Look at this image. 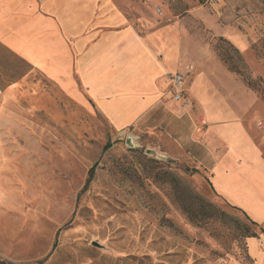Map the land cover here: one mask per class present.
<instances>
[{
	"label": "rangeland",
	"instance_id": "rangeland-1",
	"mask_svg": "<svg viewBox=\"0 0 264 264\" xmlns=\"http://www.w3.org/2000/svg\"><path fill=\"white\" fill-rule=\"evenodd\" d=\"M109 6L136 14L130 23L142 36L173 33L190 100L176 101L172 87L169 99L185 108L176 123L156 111L120 130L81 86L73 51L61 84L0 43V87L21 83L0 124V258L264 264V223L215 190L217 154L204 148L206 109L216 110L229 117L223 124L247 130L264 157V0H102L91 4L93 28L104 29ZM199 82L210 105L191 96ZM193 116L194 137L183 138ZM154 148L166 159L146 153Z\"/></svg>",
	"mask_w": 264,
	"mask_h": 264
},
{
	"label": "crops",
	"instance_id": "crops-1",
	"mask_svg": "<svg viewBox=\"0 0 264 264\" xmlns=\"http://www.w3.org/2000/svg\"><path fill=\"white\" fill-rule=\"evenodd\" d=\"M101 1L0 0V43L61 84L68 79L73 51L81 86L117 129L129 128L156 111L166 112L167 118L173 115L176 123L185 109H176L169 99L170 74L180 70L177 38L168 29L142 36L130 23L136 14L129 16L111 6L103 17L104 29L93 28L91 4ZM201 83L190 89L191 96L210 105V97L198 93ZM17 85L21 87L18 82L7 90L0 87V124L9 120L8 100L16 97ZM185 98L187 103V92ZM206 113L210 126L204 148L211 156L217 154L211 170L213 187L264 223L261 149L239 123L223 124L229 118L224 113L209 109ZM196 120L195 116L187 120L183 138L193 139ZM222 143L225 150L219 148Z\"/></svg>",
	"mask_w": 264,
	"mask_h": 264
},
{
	"label": "built area",
	"instance_id": "built-area-1",
	"mask_svg": "<svg viewBox=\"0 0 264 264\" xmlns=\"http://www.w3.org/2000/svg\"><path fill=\"white\" fill-rule=\"evenodd\" d=\"M174 92L172 94V98H174L176 101H185L186 98V90L184 87V76L182 73L175 72L170 74ZM262 122L259 123V126H261Z\"/></svg>",
	"mask_w": 264,
	"mask_h": 264
},
{
	"label": "water",
	"instance_id": "water-1",
	"mask_svg": "<svg viewBox=\"0 0 264 264\" xmlns=\"http://www.w3.org/2000/svg\"><path fill=\"white\" fill-rule=\"evenodd\" d=\"M126 144L128 146L132 147V148H135L136 147L135 144L133 143L132 136H128L127 137ZM146 153L148 155H150L151 157H153V158L155 157L157 159H163V160L166 159L165 156L161 152H159L156 148H154V149H147Z\"/></svg>",
	"mask_w": 264,
	"mask_h": 264
},
{
	"label": "trees",
	"instance_id": "trees-1",
	"mask_svg": "<svg viewBox=\"0 0 264 264\" xmlns=\"http://www.w3.org/2000/svg\"><path fill=\"white\" fill-rule=\"evenodd\" d=\"M7 49V48H6ZM8 50V49H7ZM22 60V59H21ZM22 61H24V60H22ZM107 149H108V145H107ZM94 167H93V169L90 171V173H89V180H91V178L90 177H92L93 176V171H94ZM189 168H187V170H188ZM192 172H197V169H192ZM262 234H264V230H262ZM249 235H252V236H257L255 233H252V234H249ZM43 262H42V260L41 261H39V262H37L36 264H42ZM0 264H15V263H13V262H11V261H9V260H7V259H1L0 258Z\"/></svg>",
	"mask_w": 264,
	"mask_h": 264
},
{
	"label": "bare ground",
	"instance_id": "bare-ground-1",
	"mask_svg": "<svg viewBox=\"0 0 264 264\" xmlns=\"http://www.w3.org/2000/svg\"><path fill=\"white\" fill-rule=\"evenodd\" d=\"M133 143H134V141H133ZM135 144V143H134Z\"/></svg>",
	"mask_w": 264,
	"mask_h": 264
}]
</instances>
